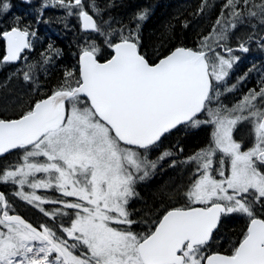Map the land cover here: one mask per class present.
<instances>
[{
	"label": "snow or ice",
	"instance_id": "1",
	"mask_svg": "<svg viewBox=\"0 0 264 264\" xmlns=\"http://www.w3.org/2000/svg\"><path fill=\"white\" fill-rule=\"evenodd\" d=\"M22 3L0 0V264H264V0Z\"/></svg>",
	"mask_w": 264,
	"mask_h": 264
},
{
	"label": "trees",
	"instance_id": "2",
	"mask_svg": "<svg viewBox=\"0 0 264 264\" xmlns=\"http://www.w3.org/2000/svg\"><path fill=\"white\" fill-rule=\"evenodd\" d=\"M151 2L160 5V7L156 10L157 17H164L167 13L172 11L171 7H168V5H177L178 3H186L189 2V0H151ZM13 5L15 6V11L18 14H23L26 10V6L22 3V0H12ZM155 19V18H154ZM42 34H47L50 36L56 43L61 46L65 52H69L70 48V42L72 40L71 35H68L67 37L59 35L53 28H47L44 25L40 26Z\"/></svg>",
	"mask_w": 264,
	"mask_h": 264
},
{
	"label": "flooded vegetation",
	"instance_id": "3",
	"mask_svg": "<svg viewBox=\"0 0 264 264\" xmlns=\"http://www.w3.org/2000/svg\"><path fill=\"white\" fill-rule=\"evenodd\" d=\"M259 54L256 51H253L252 53L247 55V59L244 60V64L242 65V67L244 66H249L251 63L253 62H257L254 58L257 57ZM255 82V76L253 77V81L251 83H249V87L252 86V83Z\"/></svg>",
	"mask_w": 264,
	"mask_h": 264
}]
</instances>
